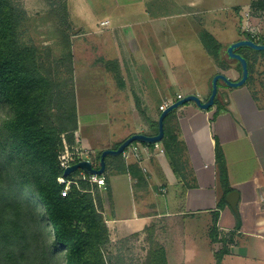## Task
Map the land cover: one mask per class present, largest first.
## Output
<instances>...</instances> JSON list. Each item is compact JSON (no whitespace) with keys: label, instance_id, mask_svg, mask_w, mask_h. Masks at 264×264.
Returning a JSON list of instances; mask_svg holds the SVG:
<instances>
[{"label":"crops","instance_id":"0c3cea01","mask_svg":"<svg viewBox=\"0 0 264 264\" xmlns=\"http://www.w3.org/2000/svg\"><path fill=\"white\" fill-rule=\"evenodd\" d=\"M86 13V29L94 30L86 39L98 38L105 77H113V64L114 70H122L120 97L118 92L109 94L106 100L114 109L108 108L123 117L124 111L138 112L139 130L128 132L114 147L134 134L155 135L161 107L172 104L170 95L177 100L198 95L206 101L216 75L239 81L241 66L225 53L230 45L250 38L264 43V0H129L105 8L102 20L92 9ZM222 13L226 15L221 29L231 33L214 36L208 32L211 23L206 15ZM208 35L222 47L221 63L206 49ZM78 37L73 40L74 49L85 51L89 44ZM200 44L212 71L195 83L186 62L193 45ZM238 53L252 66L249 84L239 88L224 84L230 89L218 92L212 109L203 111L190 103L168 121L169 133L178 136L181 148L177 170L166 150L131 160L128 166L123 158L109 161L111 169L121 164L125 168L107 172L105 222L111 243L136 235L138 242L146 243L142 252L148 255L152 241L164 250L166 264H264V57L247 48ZM164 62L175 65L165 67ZM113 111L110 116L115 115ZM80 138L77 142L97 165L99 154ZM217 141L229 188L239 193L238 213L228 204L231 192L227 194L219 178ZM111 147L101 152L115 149Z\"/></svg>","mask_w":264,"mask_h":264},{"label":"trees","instance_id":"16d2710c","mask_svg":"<svg viewBox=\"0 0 264 264\" xmlns=\"http://www.w3.org/2000/svg\"><path fill=\"white\" fill-rule=\"evenodd\" d=\"M22 20L11 0H0V264H108L104 247L110 244L111 235L89 191L92 185L82 182L84 192L73 188L67 197L61 196L63 185L58 179L63 171L58 153L61 135L68 129L65 123L55 126L54 112L68 114L65 105H55L54 94L61 86L43 74L36 51L19 42ZM205 46L219 61L221 45L208 35ZM255 53L264 57V52ZM248 63L246 84L252 80ZM221 66L229 68L226 63ZM176 111L165 119L162 142L175 170L181 148L178 136L169 133L167 125ZM155 129L157 134L158 123ZM216 144L219 178L228 194L232 189L226 162ZM101 156L102 152L97 165ZM121 158L106 159L108 191L107 172L125 171L123 164L111 169L109 161L120 162ZM150 245L147 264H166L164 250L152 241Z\"/></svg>","mask_w":264,"mask_h":264},{"label":"rangeland","instance_id":"374dc122","mask_svg":"<svg viewBox=\"0 0 264 264\" xmlns=\"http://www.w3.org/2000/svg\"><path fill=\"white\" fill-rule=\"evenodd\" d=\"M11 1L14 7L21 12L23 18L18 31L19 42L36 51L38 64L43 74L61 86L55 91L54 101L56 108L65 105L68 116L65 115V111L56 109L54 123L59 127L65 123L68 131L61 135L62 147L58 153L59 166V159L64 152L68 150L71 153L74 148L81 147V143L77 142L80 137V140L88 142L98 155L103 147L112 146V149L128 132L139 130L137 111H124L123 117L120 111L115 112L108 108L110 106L114 109L113 104L106 100L109 94L113 95L118 92L117 97H120L118 84L121 80L122 70L120 72L118 69L114 70L116 65L113 64V77H105V61L98 53V38L86 39L88 33H94L93 29H86L89 22L86 12L89 9L95 13L98 12L97 16L102 20L105 17V8L113 7L116 1L125 4L129 0ZM225 15V13L206 15L207 21L211 23L208 32L214 36L221 35L222 32L231 33V30L223 31L221 29ZM77 37L85 38L90 47L84 46L85 51H75L77 48L74 49L73 40ZM193 46L186 65L192 75V81L197 83L212 71L210 68L212 65L207 58L208 55L206 56L203 45ZM90 48L93 52H89ZM169 64L171 66L174 63L164 62L161 65L168 67ZM126 71L130 73L127 68ZM180 72L179 70V75ZM223 89L230 88L221 82L219 91L221 92ZM184 90L186 91V89ZM168 98L171 103L179 100L176 95H170ZM112 111L115 112V115L110 116ZM139 115L141 116L140 111ZM90 160L92 161L91 157ZM91 185L89 191L105 219V208L109 204V191L106 185L101 187ZM81 189L82 192L85 191L82 187ZM146 248V243L138 242L137 236L131 235L110 242L104 247V256L108 264H147L148 255L142 252Z\"/></svg>","mask_w":264,"mask_h":264},{"label":"water","instance_id":"95a60500","mask_svg":"<svg viewBox=\"0 0 264 264\" xmlns=\"http://www.w3.org/2000/svg\"><path fill=\"white\" fill-rule=\"evenodd\" d=\"M242 48L250 49L254 52H264V43L259 41H254L252 39H243L234 44L230 45L225 53L228 55L230 59L236 60L240 63L241 66V79L239 81H232L224 74H218L213 78L212 81V90L209 98L206 101L200 99L198 95H187L178 101L169 105L164 111H162L159 120H158V133L155 135H145V134H134L126 139L118 149L114 150H106L102 153L99 164L96 166L89 160H82L78 163L70 166L64 171L63 176L69 177L71 174L77 171H83L88 175H96L103 176L106 172V159L108 157L116 158L122 156L124 151L131 146L132 144L139 143L144 145H155L162 143L165 137V119L167 116L190 103L195 104L199 109L203 111H208L215 106V101L219 92V83L222 81L225 85L230 88H239L243 87L249 80L250 71H249V63L248 60L238 53V50ZM238 201H239V193L237 191H233L228 195L227 202L232 207V209L238 213Z\"/></svg>","mask_w":264,"mask_h":264},{"label":"built area","instance_id":"2783aa9c","mask_svg":"<svg viewBox=\"0 0 264 264\" xmlns=\"http://www.w3.org/2000/svg\"><path fill=\"white\" fill-rule=\"evenodd\" d=\"M246 17L249 18L250 14L248 13L246 15ZM245 27H246L247 31H250L249 25H245ZM255 38H257L256 35H255ZM254 41H259V40H254ZM178 98L181 99L182 97L179 96ZM167 107H168V105L162 106L160 110L164 111ZM153 152L164 154L165 148H164L163 144L159 143V144H155L152 146L139 144V143L132 144L131 146H129L124 151V153L122 154V158L128 166V164L130 163L131 160L135 159L137 161H141L144 156L151 157V154ZM88 154L89 153L84 151L82 149V147L74 148V151L71 153L68 152V150L66 152H64L59 159L60 160V169L63 171V174L67 168L78 163L79 161H82V160L91 161L90 156ZM142 170L144 173H147V170L145 168H142ZM58 180H59V184L63 185V190L61 192L62 197H67L73 188H76L79 191H83L81 189V183L82 182H87V183H90L93 185H97L99 187L106 185V179H105L104 175L103 176L88 175L83 171H81L77 175H75V173H73L69 177L62 176Z\"/></svg>","mask_w":264,"mask_h":264}]
</instances>
